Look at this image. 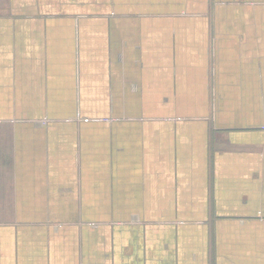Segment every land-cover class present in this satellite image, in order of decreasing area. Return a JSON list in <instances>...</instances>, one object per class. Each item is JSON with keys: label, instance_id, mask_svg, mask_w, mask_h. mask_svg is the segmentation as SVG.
Masks as SVG:
<instances>
[{"label": "crops", "instance_id": "1", "mask_svg": "<svg viewBox=\"0 0 264 264\" xmlns=\"http://www.w3.org/2000/svg\"><path fill=\"white\" fill-rule=\"evenodd\" d=\"M0 264H264V0H0Z\"/></svg>", "mask_w": 264, "mask_h": 264}]
</instances>
